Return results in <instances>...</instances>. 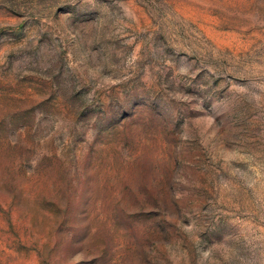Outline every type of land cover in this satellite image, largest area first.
<instances>
[{"label":"rangeland","instance_id":"1","mask_svg":"<svg viewBox=\"0 0 264 264\" xmlns=\"http://www.w3.org/2000/svg\"><path fill=\"white\" fill-rule=\"evenodd\" d=\"M0 264H264V0H0Z\"/></svg>","mask_w":264,"mask_h":264}]
</instances>
